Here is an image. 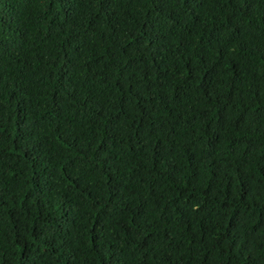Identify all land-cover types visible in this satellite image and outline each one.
<instances>
[{
    "label": "trees",
    "instance_id": "1",
    "mask_svg": "<svg viewBox=\"0 0 264 264\" xmlns=\"http://www.w3.org/2000/svg\"><path fill=\"white\" fill-rule=\"evenodd\" d=\"M0 264H264V0H0Z\"/></svg>",
    "mask_w": 264,
    "mask_h": 264
}]
</instances>
